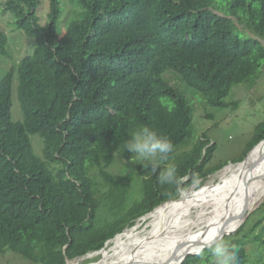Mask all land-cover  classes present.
Wrapping results in <instances>:
<instances>
[{
	"label": "trees",
	"instance_id": "trees-1",
	"mask_svg": "<svg viewBox=\"0 0 264 264\" xmlns=\"http://www.w3.org/2000/svg\"><path fill=\"white\" fill-rule=\"evenodd\" d=\"M66 3L77 18L61 26L65 0H0V11L33 46L0 79V257L13 253L30 264H66L102 249L176 197L188 184L183 178L205 180L226 164L208 167L216 145L204 133L192 142V106L164 72L180 75L208 106L225 108L237 102L227 101L232 88L254 85L264 66V0ZM7 40L0 31V54ZM14 77L22 120L12 118ZM141 126L172 142L168 161L155 171L144 161L136 171L111 172L120 146ZM262 139L264 121L233 162ZM172 164L179 183L161 184L159 175ZM146 171L132 198L135 175ZM245 224L221 242L238 251L242 264H264V236L252 239L260 247L253 259ZM181 264L215 259L205 250Z\"/></svg>",
	"mask_w": 264,
	"mask_h": 264
},
{
	"label": "rangeland",
	"instance_id": "rangeland-1",
	"mask_svg": "<svg viewBox=\"0 0 264 264\" xmlns=\"http://www.w3.org/2000/svg\"><path fill=\"white\" fill-rule=\"evenodd\" d=\"M66 1L67 0H65L66 5H64V12L60 20L61 26L65 25L67 21L77 18V16L73 17L72 13L69 11L71 7L68 3H66ZM0 31H2L8 38L7 44L5 46L6 55L0 54L1 79L13 64L18 62L24 55L30 54L32 52L31 50L33 46L31 40L26 35H24L22 31L14 29L13 18L8 12L3 13L2 11H0ZM261 42L264 44V39H261ZM163 77L171 85L178 88L179 91L185 96L186 101L192 106L194 136L192 142H196L200 137H202V133H204L212 143H215L216 149L214 152V156L209 162L208 167L217 165L225 161L226 164L216 171L218 172L230 163H239L233 162V160L238 159L242 156L248 141L253 137L256 126L264 121V66L262 67L260 76L254 85L251 86L248 84H241L232 88L227 101H237L235 107L228 106L225 108H214L208 106L203 101L200 94L189 87L181 78V76L174 71L167 70L166 72H164ZM16 87L17 81L14 77L12 84V118L14 120H22L20 104L16 95ZM31 140L35 151L38 153V155H42V138H40L38 134H35L31 135ZM123 144L120 146L119 151L116 153L115 161L111 167V172H116V174L125 173L127 170H131L133 172V168L136 171V165L141 162L134 159L131 153L130 158L127 159V157L122 153V151H124ZM185 150L186 149L184 147H181L178 149V152L180 153ZM153 173L154 172H150L149 176H151ZM144 175L147 176L148 172L146 171V173L144 174L138 173L135 175V189L133 194L131 195L132 198H136L140 195V178ZM183 181L188 182V184L181 191L193 188L192 195L197 194L200 190V186H202V184L204 183V179H196L195 181H193L189 177L183 178ZM252 209L254 210L247 217H245L247 211ZM107 216L108 214H106L105 211L101 210L100 219L106 218ZM258 219L262 221L253 228V226L255 225L254 223ZM140 221H138L136 224H138ZM164 221L165 220L161 218L157 223L151 222L149 224L147 220H142V223L144 222L143 226L138 227L133 231V233L128 237L129 240L121 247H119V252L122 249L127 248L130 243L137 241L140 236L141 238L139 240L155 233L156 230L163 225ZM237 224L239 225L237 229H240V227L245 224L244 231L248 232V240L250 241L249 242L248 240H246L248 251L250 253V256L252 255L253 259H256V251L260 247L259 244L253 242L252 239L254 236H264V196H261V198H257L255 205L251 209L242 210L237 214L236 223L232 227V229H234ZM144 227L146 228L143 232L142 229H144ZM140 231H142L141 234H139ZM113 248L114 244L110 242L105 248L106 251L104 250L96 254L89 255L85 263L96 264L97 262H100L102 260H107ZM0 264L30 263L21 259L13 253H7L6 255L0 257Z\"/></svg>",
	"mask_w": 264,
	"mask_h": 264
},
{
	"label": "bare ground",
	"instance_id": "bare-ground-1",
	"mask_svg": "<svg viewBox=\"0 0 264 264\" xmlns=\"http://www.w3.org/2000/svg\"><path fill=\"white\" fill-rule=\"evenodd\" d=\"M192 189L181 191L138 220V224L137 221L136 225L110 239L107 245L114 244L111 254L107 260L96 264H178L186 252L202 245L210 234L220 236L233 230L237 214L251 209L257 198L264 196V142L250 158L230 163L207 177L197 194L192 195ZM161 218L165 221L155 233L139 240L140 236L119 252V247L129 240L133 231L143 226L142 220L150 224ZM106 246L99 252L106 251ZM96 253L98 251L88 252L66 264H87L85 261L89 255Z\"/></svg>",
	"mask_w": 264,
	"mask_h": 264
},
{
	"label": "clouds",
	"instance_id": "clouds-1",
	"mask_svg": "<svg viewBox=\"0 0 264 264\" xmlns=\"http://www.w3.org/2000/svg\"><path fill=\"white\" fill-rule=\"evenodd\" d=\"M173 147L167 137L159 135L148 126H141L123 144V150H127L138 161H146L145 167L151 166L154 171L161 162L168 161ZM158 180L161 184H178L179 177L175 165L165 168ZM205 250L214 257L215 264H242L238 251L222 243L221 237L216 233L210 234L202 245L195 246L191 254L204 256Z\"/></svg>",
	"mask_w": 264,
	"mask_h": 264
},
{
	"label": "water",
	"instance_id": "water-1",
	"mask_svg": "<svg viewBox=\"0 0 264 264\" xmlns=\"http://www.w3.org/2000/svg\"><path fill=\"white\" fill-rule=\"evenodd\" d=\"M263 141H264V139H262L259 143H257V144H256V145H255V146H254V147L248 152L247 156L251 153V151H252L256 146H258V145H259L260 143H262ZM247 156H246V157H247ZM246 157H245V158H246ZM245 158H244L243 160H245ZM190 179H191V178H190ZM157 207H158V206H157ZM157 207H155V208H157ZM155 208H154V209H155ZM154 209H153V210H154ZM153 210H152V211H153ZM152 211H151V212H152ZM151 212H149V213H151ZM251 212H252V211H251ZM251 212H248V213L246 214V216H247L249 213H251ZM149 213H147L146 215L142 216L139 220H141V219L145 218L146 216H148ZM135 225H136V224H135ZM234 231H235V230H231V231H229V232H227V233H223V234H221V235H220L221 239H222L225 235L231 234V233H233ZM108 242H109V240H107V241L105 242L104 247L107 245ZM66 247H67V246H66ZM66 247H65V248H66ZM102 248H103V247H102ZM100 250H102V249H100ZM100 250H98V252H99ZM191 253H192V251H188V252H186V253L183 255V257L180 259L179 262H180V263L183 262L184 259H185L188 255H193V254H191ZM73 259H74V258H73ZM70 260H72V259L66 258V262H67V263H68ZM179 262H178V264H180Z\"/></svg>",
	"mask_w": 264,
	"mask_h": 264
}]
</instances>
